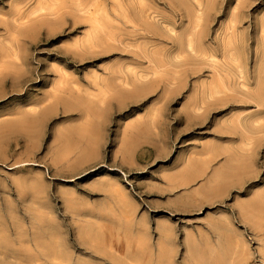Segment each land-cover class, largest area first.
I'll return each instance as SVG.
<instances>
[{
	"label": "rangeland",
	"instance_id": "374dc122",
	"mask_svg": "<svg viewBox=\"0 0 264 264\" xmlns=\"http://www.w3.org/2000/svg\"><path fill=\"white\" fill-rule=\"evenodd\" d=\"M73 1H58L67 17L58 20L55 12H42L57 7L54 0H0V159L7 143L13 156L30 160L24 168L31 170V191L42 186L40 162L58 160L63 168L48 174L64 199L65 191L83 190L102 174L89 164L100 154L111 175L127 166L121 177L128 187L146 183L152 169L160 197L169 181L178 193L199 190L196 196L207 203L172 218L176 246L182 228L187 250L172 256L159 242L153 264H264V145L254 155L247 145L264 136V108L246 99V106L232 103L247 92L261 94L264 85V0H138L132 14L143 22L142 9L154 15L151 45L145 32L137 35L125 23L115 0L106 1L108 16L88 39L89 24H74L81 13ZM192 34L193 60L187 47ZM21 46L16 61L13 50ZM95 46L110 51L73 60ZM238 63L247 70L244 77L235 73ZM237 118L244 126L234 124ZM252 156L259 162L256 177ZM135 157L139 165L130 169ZM229 158L232 166L225 168ZM80 162L87 167L75 178ZM6 169L0 165V264L149 260L142 241L126 232L127 221L92 224L85 209L78 215L60 206L40 208L37 200L26 208L10 204Z\"/></svg>",
	"mask_w": 264,
	"mask_h": 264
},
{
	"label": "crops",
	"instance_id": "0c3cea01",
	"mask_svg": "<svg viewBox=\"0 0 264 264\" xmlns=\"http://www.w3.org/2000/svg\"><path fill=\"white\" fill-rule=\"evenodd\" d=\"M4 147L5 152L0 159V165L7 167L5 172L8 175V187L13 193L12 200L8 201L10 204L15 203L17 208H26L30 203L37 200L40 208L53 209L60 206L70 208L78 215L81 210L85 209L87 218L92 224L119 225L121 222L127 221L128 229L126 232L132 235L133 241H142V256L149 259L146 260V264L154 263L151 257L158 252L159 242L171 249L172 256H174L176 249L180 248L182 252L186 251L184 241L188 242V239L185 233H182V228L178 230L177 242L179 247L176 246V224L172 218H184L191 213H197L204 205H207L204 199L196 196L200 192L199 190L178 193L175 191V185L169 181L166 184L165 192L161 193L162 196L160 197L159 187L153 183L152 174L154 173L152 169L148 170L150 175H148L146 183L128 187L122 182L121 177V173L126 175L127 166L120 164L119 171L111 175L108 171L110 168L104 165L105 157L102 154L89 163L92 172L98 169V171H102V174L88 180L83 190H77L74 187L65 191L66 195L69 194L67 199L66 197L63 198L64 192L53 185L48 174L49 170L63 168V164L58 160L49 162L44 158L40 162L44 168L39 170L37 177L42 181V186L37 189L33 186L32 189L35 191H31V170L24 168L30 164V160L25 159L23 155L13 156L7 143L4 144ZM69 163L67 162V164ZM131 163L133 165L130 166V169L137 168L139 165L138 158H133ZM75 165L80 167L79 170L81 169L73 175L76 178L87 165H81V162L80 164L75 163ZM69 167H73L72 163ZM15 169L19 170L16 172ZM140 172L143 171L140 170ZM155 176H157L156 173ZM171 176V172L168 171L167 178L169 179ZM178 194L179 196H177ZM31 196H35L33 201H30ZM179 227L187 226L180 223Z\"/></svg>",
	"mask_w": 264,
	"mask_h": 264
},
{
	"label": "bare ground",
	"instance_id": "6f19581e",
	"mask_svg": "<svg viewBox=\"0 0 264 264\" xmlns=\"http://www.w3.org/2000/svg\"><path fill=\"white\" fill-rule=\"evenodd\" d=\"M55 1V4H56V6L57 7H55V8H49V9H47V8H44L43 10H42V12L44 13V12H48V13H50V12H55V14H56V18L58 19V20H62L63 18H66L67 19V17H66V15L64 14V13H66V11H63L62 9H61V7H60V5L59 4H57L58 3V1L59 0H54ZM90 1H92V0H74L73 1V4H74V7H75V9L77 10V12L78 13H81V15H80V17H79V19L78 20H76V22L74 23V24H79V23H87V24H89V26H90V28L92 29V31H90L89 33H87V38L88 39H91L92 37H93V32L94 31H96V27L99 25V23H100V21H101V17H107L108 16V11H107V9H106V4H107V2L106 1H108V0H94L95 1V3H92V4H90ZM121 1V2H120ZM127 2L128 4H124V2ZM197 1V0H196ZM115 2V4H114V6L116 7V8H119L120 9V12H122L123 13V17H124V19H125V23L126 24H130L131 26H132V31H134V33L135 34H137V35H140L139 34V32H145V35H143V38L146 40V43L149 45H151V43L153 42V39H155L154 38V34L152 33V30L151 29H149V28H151V26H152V24H151V22H153V20H154V15H153V12L148 8V9H145V10H143L142 9V11H144V12H142L143 13V17L142 18H144V22L143 21H140L139 20V18L136 16V15H134V14H132V13H134V11H135V8H137V2H138V0H115L114 1ZM72 3V2H71ZM125 6V7H124ZM140 7L138 6V9H139ZM39 12V11H38ZM116 12V11H115ZM118 13V12H117ZM198 19H201V16H199L198 17ZM199 21V20H198ZM198 21H196L197 22V28H198ZM56 23V22H55ZM98 23V24H97ZM200 23V22H199ZM232 26V25H231ZM196 28V29H197ZM233 28V27H232ZM142 30H144V31H142ZM233 31L231 30V33H232ZM132 33V32H131ZM142 35V34H141ZM197 36H198V34H197ZM245 39V38H244ZM111 40V39H110ZM19 41V40H18ZM107 42V41H106ZM110 42V41H109ZM22 43H24L23 41H22ZM112 43V42H111ZM195 44H196V39H195V37L193 36V34L190 36V38L188 39V50L191 52V56L192 57H190V58H192V60L194 59V57H196V54H197V52L196 51H198L196 48H195ZM93 47V46H92ZM23 46H21V48H19L20 50H19V52L17 51V49H14L13 50V54H14V57H15V60L16 61H20L21 60V51L23 50ZM95 49H97V50H93L91 53H89V54H85V53H76L74 56L76 57L75 59H73V60H77V58L79 59V60H84V59H87L88 57H97V56H100V55H104V54H106V53H108L109 51H110V48H101V47H98V46H95L94 47ZM94 48H92V49H94ZM138 49V48H137ZM77 51V50H76ZM18 52V53H17ZM80 52V51H79ZM16 53V54H15ZM63 55H65V54H63ZM65 58H67L66 57V55L64 56ZM191 60V61H192ZM253 63V62H252ZM216 71H217V69H215ZM234 70H235V73L236 74H238V76H242V77H244L245 75H246V71L247 70H245L243 67H242V65L241 64H235V66H234ZM223 71H224V69H223ZM193 72V71H192ZM157 73V72H156ZM155 72H154V74L157 76V74H156ZM194 73V72H193ZM193 73H191V74H193ZM196 73V72H195ZM140 77V76H139ZM146 77V76H145ZM149 78V77H148ZM218 78V80H219V77H217ZM125 84V83H124ZM221 84H223V83H221L220 82V86H221ZM125 86H126V84H125ZM241 87V86H240ZM243 88V87H242ZM224 89V88H223ZM256 89H254V91H255ZM259 90L261 91V94H256L255 92H247V94L244 96L243 95V98H240V99H238V98H235V99H233L232 100V103H238V104H242V106L244 105V106H246L245 104H243L244 102H243V99H246V104L248 105H250V102H253V103H255V105L257 106V107H259L260 109L261 108H264V85L262 84V85H259ZM59 91V90H58ZM133 95V94H132ZM211 96H212V94H211ZM216 96H220V95H216ZM222 96H224V95H222ZM213 97V96H212ZM221 97V96H220ZM99 103H100V101H98ZM105 103V102H104ZM102 103H100V105H101ZM218 104V103H217ZM105 105V104H104ZM101 106H103V104L101 105ZM238 106H240V105H238ZM242 106H240V107H242ZM204 107H206V106H204ZM203 109V108H202ZM206 110V109H205ZM192 111V108L190 109V112ZM197 111V110H196ZM205 112V111H204ZM196 113V112H195ZM194 113V114H195ZM198 113V112H197ZM262 112L261 111H259L258 113H256L255 115L253 114L252 115V113H251V115L252 116H248L247 118H251L252 117V119H253V117L254 116H257V117H259L260 116V114H261ZM199 115L201 114V113H198ZM197 116L196 114H195V117H200V116ZM204 115V114H203ZM258 119V118H257ZM259 121V120H258ZM236 122L237 123H234V124H238V125H240V127L243 125L242 123H244V121H241V120H239V118H237V120H236ZM264 123V121L262 120L261 121V123ZM257 123V122H256ZM194 124H197L195 121H192V122H190L189 123V126H193ZM231 124H233V123H231ZM260 125V124H259ZM244 126V125H243ZM254 127V126H253ZM256 128V127H255ZM259 129V128H258ZM243 132H246L245 131V129L243 128ZM223 131L222 132H220L219 134H221L222 136H223ZM254 135H257V134H254ZM222 136H220V137H222ZM232 139L230 140L231 142H234V140H235V136L234 135H232V137H231ZM246 138H247V136H246ZM248 140H250L249 138H248ZM260 141H258L256 144H254V142H252V141H254V140H251V142H248L247 143V145H249L250 147L249 148H252L251 149V151H252V154L254 155V153L256 154L257 153V150H259V147L260 146H263L264 145V136L263 137H261V139H259ZM242 145V144H241ZM246 145H244V150H245V148H247V147H245ZM248 149V148H247ZM249 150V149H248ZM227 155V154H226ZM232 156V155H231ZM229 160L230 161H228V163L227 164H225V168H228V167H230V166H232V162H231V158H229ZM234 160V159H233ZM250 160H251V164H250V167L253 169V171L250 173V174H252V175H254L255 177L257 176L256 174H258L259 173V171L257 170V168H258V165H259V162L257 163V160H255V156H252L251 158H250ZM239 161V160H238ZM245 161H247V159L245 160ZM249 161V160H248ZM240 163V162H239ZM261 164H262V166H264V161L263 162H261ZM239 167H240V165H239ZM228 173V172H227ZM249 174V173H248ZM249 174V175H250ZM228 175V174H227ZM259 176V175H258ZM254 182H255V180H253Z\"/></svg>",
	"mask_w": 264,
	"mask_h": 264
}]
</instances>
